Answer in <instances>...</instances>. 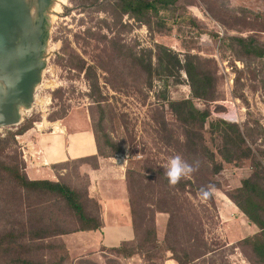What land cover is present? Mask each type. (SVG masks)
Masks as SVG:
<instances>
[{
    "label": "rangeland",
    "instance_id": "374dc122",
    "mask_svg": "<svg viewBox=\"0 0 264 264\" xmlns=\"http://www.w3.org/2000/svg\"><path fill=\"white\" fill-rule=\"evenodd\" d=\"M185 8L198 28L178 17L184 16ZM47 16L46 66L32 108L23 112L20 124L30 123L36 133L69 124L73 126L70 145L78 142L82 129L94 131L100 153L121 162L130 222L120 229L127 242L138 245L143 227L153 218L156 226L157 217L163 220L159 226L163 234L155 250L147 253L146 248L140 257L129 260L106 249L103 237L86 233L53 237V232L75 228L64 203L20 190L3 178L0 256L39 264H166L172 259L165 243L170 216L157 212L164 208L174 212L173 232L179 240L173 244L170 236L168 243L178 255H189L190 264H258L244 242L258 230L233 199L239 196L242 182L253 177L251 161H224L222 140L211 124L222 121L247 128L253 154L264 153V60L240 62L221 46L225 37H254L264 43V0H182L179 9L161 14L163 24L152 19L150 25L119 14L107 1L51 0ZM163 49L182 63L191 56L203 73L211 75L214 98L193 99L184 71L168 72L165 64L159 65ZM142 63H151V75L141 69ZM83 64L91 67L99 91L90 89ZM183 100H191L199 113L207 115L202 130L207 148L215 155L214 164L187 148L183 127L171 109ZM230 111L236 113V122L228 119ZM8 130L1 129L0 136ZM19 137L5 161L23 166ZM177 154L189 164L199 161V168L179 181L185 188L164 189L161 177ZM216 164L221 170L213 175ZM95 165L94 160L72 161L51 169L64 174L61 183L84 195L87 171ZM257 181L264 189V180ZM209 186L213 194L205 198L200 190ZM86 208L97 213L94 202ZM35 232H41L39 239Z\"/></svg>",
    "mask_w": 264,
    "mask_h": 264
},
{
    "label": "trees",
    "instance_id": "16d2710c",
    "mask_svg": "<svg viewBox=\"0 0 264 264\" xmlns=\"http://www.w3.org/2000/svg\"><path fill=\"white\" fill-rule=\"evenodd\" d=\"M98 1L112 2V5L119 14L127 15L141 24L150 25L152 19L163 24L164 21H162L161 14L179 9L182 0H94V2ZM183 14L184 16H178L183 22H187L191 26L198 28L196 20L186 8L183 10ZM221 46L232 51L234 57L240 62L264 60V43L254 37H225L221 40ZM162 53L163 55L161 56V59H159V65L165 64V70L168 72L173 70L184 71V74L188 79L193 99L210 101L214 98V78L209 74L203 73L200 70L199 65L193 61L191 56H186L182 63L177 55L173 54L171 51L163 49ZM83 65L82 69L86 72L87 78L90 81V89L99 91L95 74L93 73L90 76V73L92 72L91 67L87 66L85 68V64ZM140 67L145 73L151 75V63H142ZM171 109L175 113L176 120L183 127L185 141L187 142L186 145L189 151L194 154L197 152L203 154L214 164L215 155L207 148L202 130V124L207 117L206 113H199L191 100L176 101L173 103ZM212 125L215 127L216 132L219 133L222 140V150L220 153L223 154L224 161L227 163L232 162V159L237 161L248 159L251 161L254 170L252 173L253 177L247 178L242 182L241 188L237 190L239 196L236 198L233 197V199L245 217L258 228V233L245 239L244 242L250 246L255 261L258 264H264V189L257 181L260 179L264 180V164L262 163V161H264V153L261 155L258 154V156L253 154L252 149L248 145V143L250 144L248 139H251L252 142L253 138L252 135H250L251 133L248 134L247 128L227 124L222 121H217L211 124V126ZM12 128L11 130H8L3 137L0 136V179L3 180V178H6L12 181L20 190L48 195L53 200L64 203L66 211L74 222L75 228L70 231L59 230L53 232L50 234L53 237H61L80 232L100 231L103 228L102 207L97 200L89 197L88 185L86 192L83 195L70 186L61 183L63 176L60 177L57 182L47 180L32 181L26 176L25 164L20 166L15 160L10 162L5 161L6 158L9 159L6 153L11 150L13 146H17L15 138L17 136H22L31 130L32 125L24 122L19 126ZM250 131L251 130L249 129V132ZM95 141L97 145V155L91 158L80 159L75 162L79 163L87 160H94L96 165L93 168H96L98 158H108L100 153L96 135ZM262 142H264V137L262 138ZM251 144H253V142ZM220 170L221 166L216 164L213 167V175L219 173ZM161 179L164 189L185 188V184L183 183L170 185L166 176H162ZM188 184L190 185V182H188ZM91 202H94L97 206V213L95 215L90 213L86 208L87 204ZM157 212L167 213L170 216L167 222L165 243L170 246H167V251L172 253V260L177 264H190L192 260L189 255H178L175 246H171L179 243L178 235L173 232L174 212L164 208L157 210ZM133 226L134 228L136 227L134 217ZM176 230L178 229L176 228ZM37 233L38 232H35L34 235H37L36 238L39 239L42 234L41 232ZM170 236L173 238V244L168 243V237ZM142 238L143 239L136 246H134L136 243L132 246V243L122 242L118 247L109 248V251L112 250V252L118 256L129 260L135 257H140L146 248L149 250L147 253L155 250L158 241L154 218L148 225L143 227ZM134 240L136 239L134 238ZM0 261H2L1 264H39L27 259L18 258L12 260L11 258H4L3 256H0Z\"/></svg>",
    "mask_w": 264,
    "mask_h": 264
},
{
    "label": "crops",
    "instance_id": "0c3cea01",
    "mask_svg": "<svg viewBox=\"0 0 264 264\" xmlns=\"http://www.w3.org/2000/svg\"><path fill=\"white\" fill-rule=\"evenodd\" d=\"M72 128L73 126L67 124L60 129L58 125L50 133L43 131L36 133L34 130H29L19 137L23 144L25 173L29 180L57 182L59 177L64 174H55L51 168L97 155V145L93 131L82 129L80 131L82 133H78V137H74L79 139L78 142L75 145H70ZM32 135L33 137L30 138ZM86 177L88 179L89 197L97 200L102 207L103 228L98 232H80L77 234L86 233L88 236L103 237L101 241L106 249L118 247L122 242H127L124 230L121 231L120 228L126 227L130 222L129 206L127 205L125 192V177L121 162L98 158L97 167L87 171ZM249 223L254 229L258 230L253 223L250 221ZM162 224V218L157 217L156 233L159 241L163 234L159 227ZM166 264L176 263L169 259Z\"/></svg>",
    "mask_w": 264,
    "mask_h": 264
},
{
    "label": "water",
    "instance_id": "95a60500",
    "mask_svg": "<svg viewBox=\"0 0 264 264\" xmlns=\"http://www.w3.org/2000/svg\"><path fill=\"white\" fill-rule=\"evenodd\" d=\"M51 0H0V130L18 126L32 108L46 62ZM32 67L13 90L18 70ZM6 96V97H5Z\"/></svg>",
    "mask_w": 264,
    "mask_h": 264
},
{
    "label": "clouds",
    "instance_id": "9594fccd",
    "mask_svg": "<svg viewBox=\"0 0 264 264\" xmlns=\"http://www.w3.org/2000/svg\"><path fill=\"white\" fill-rule=\"evenodd\" d=\"M32 70H34L32 67H28L26 69L18 70L15 76L10 75L14 80L13 90L18 88V85L22 81L24 74ZM3 119L4 116L0 114V120ZM198 168L199 161L194 162V164H189L179 154H177L169 159L166 176L170 185H176L182 178L190 176L193 172L198 170ZM200 191L205 198H208L213 194L212 186H209V189L207 190L202 188Z\"/></svg>",
    "mask_w": 264,
    "mask_h": 264
},
{
    "label": "built area",
    "instance_id": "2783aa9c",
    "mask_svg": "<svg viewBox=\"0 0 264 264\" xmlns=\"http://www.w3.org/2000/svg\"><path fill=\"white\" fill-rule=\"evenodd\" d=\"M227 117L228 119L232 122H236L237 120V116H236V113L233 112V111H230L228 114H227Z\"/></svg>",
    "mask_w": 264,
    "mask_h": 264
}]
</instances>
